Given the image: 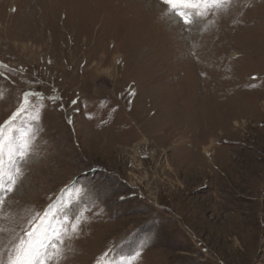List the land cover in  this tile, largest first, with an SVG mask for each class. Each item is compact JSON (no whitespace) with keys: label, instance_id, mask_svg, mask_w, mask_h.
I'll use <instances>...</instances> for the list:
<instances>
[{"label":"rangeland","instance_id":"rangeland-1","mask_svg":"<svg viewBox=\"0 0 264 264\" xmlns=\"http://www.w3.org/2000/svg\"><path fill=\"white\" fill-rule=\"evenodd\" d=\"M26 91L41 121L0 247L55 205L82 221L60 264H227L251 241L238 263L264 264V0L188 26L160 0H0V124Z\"/></svg>","mask_w":264,"mask_h":264},{"label":"snow or ice","instance_id":"snow-or-ice-1","mask_svg":"<svg viewBox=\"0 0 264 264\" xmlns=\"http://www.w3.org/2000/svg\"><path fill=\"white\" fill-rule=\"evenodd\" d=\"M160 2L188 26L193 23V16L204 17L211 7L223 0ZM32 97L43 99V94L36 91L24 92L20 106L8 120L0 124V211H3L5 199L15 190L18 178L22 176V166L32 154L33 130L41 121L39 110L25 107L31 105ZM60 100L62 101V97ZM53 207L55 205L47 210H39L34 219L9 240L6 247H0V264H60L65 254L66 240L78 238L82 221L79 216L69 218L65 215L54 226L50 220ZM136 255L139 256L140 253L137 252Z\"/></svg>","mask_w":264,"mask_h":264},{"label":"crops","instance_id":"crops-1","mask_svg":"<svg viewBox=\"0 0 264 264\" xmlns=\"http://www.w3.org/2000/svg\"><path fill=\"white\" fill-rule=\"evenodd\" d=\"M246 96L250 97L248 94ZM258 96L259 95H253L252 97L246 98V99H257ZM207 107H208V105H207ZM261 127H263V126H261ZM262 134H261V136H264V131L262 132ZM228 140L230 142L229 138H228ZM234 141H236V140L233 139L232 142H230V146L231 147H228L227 148L228 150H225V152L226 151H230V149H233L232 147H234V148L238 147L239 142L236 143ZM212 152H213V150H212ZM214 154H216V151H214ZM206 156L208 157L209 160H213V161L215 160L214 157L212 159H210V157L213 156V153H211L210 155H206ZM222 156L223 155H221L219 157V159H221ZM218 163H221L222 167L223 166H225V167H229L230 166L229 163L226 164L224 158L222 160H219ZM233 167H235V164H233ZM256 185L258 187L261 186L259 183L256 184ZM203 189H205V188H203V187L199 188L197 191H200V190H203ZM260 191H261V189H260ZM259 193L260 192H258L257 194L256 193L252 194L248 198H250L251 200H255L259 196ZM196 228L198 230H200L202 233H204V235H206L205 238L207 240V243H209L213 249H216L219 252H221L222 255H225L224 253L226 251H225L224 246L222 245V242L225 240V238H224V240H222V239L220 240L219 239L220 238V233L216 229H214L213 227H210V228L207 229L206 232H204V231H202L204 228H202V229H200L199 227H196ZM238 232L239 233H236L235 235H247V236L251 235L250 233L249 234H245L243 231H238ZM250 232H251V230H250ZM251 243H252V241L250 243H248V242L241 243L239 246H240L241 250L244 252V254L240 253V252L235 253V251H234L235 254L232 256V258H230V260L227 261V264H239L238 261L241 262L242 260H244L243 257H246V255H247V257L251 256V258H252L254 256V253L256 252V248L257 247H256V245L251 244ZM223 251H224V253H223Z\"/></svg>","mask_w":264,"mask_h":264},{"label":"built area","instance_id":"built-area-1","mask_svg":"<svg viewBox=\"0 0 264 264\" xmlns=\"http://www.w3.org/2000/svg\"><path fill=\"white\" fill-rule=\"evenodd\" d=\"M188 233H192L191 231H189ZM189 237L193 240V242H195L196 246L198 248H200V250L202 251V253L207 254L208 253V247L207 245L198 237H196L194 234H188ZM218 261H220V259L218 257H215Z\"/></svg>","mask_w":264,"mask_h":264},{"label":"bare ground","instance_id":"bare-ground-1","mask_svg":"<svg viewBox=\"0 0 264 264\" xmlns=\"http://www.w3.org/2000/svg\"><path fill=\"white\" fill-rule=\"evenodd\" d=\"M140 143H142L143 145L144 144H146L147 145V143H148V139H144L142 142H140ZM138 146H140V145H138ZM136 153H139V150H136L135 151Z\"/></svg>","mask_w":264,"mask_h":264},{"label":"trees","instance_id":"trees-1","mask_svg":"<svg viewBox=\"0 0 264 264\" xmlns=\"http://www.w3.org/2000/svg\"><path fill=\"white\" fill-rule=\"evenodd\" d=\"M130 256H131V254H130Z\"/></svg>","mask_w":264,"mask_h":264}]
</instances>
